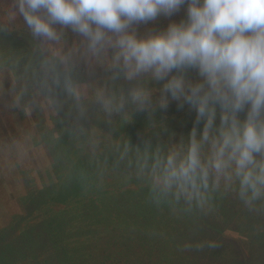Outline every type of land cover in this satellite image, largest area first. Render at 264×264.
Instances as JSON below:
<instances>
[{
	"label": "rangeland",
	"instance_id": "1",
	"mask_svg": "<svg viewBox=\"0 0 264 264\" xmlns=\"http://www.w3.org/2000/svg\"><path fill=\"white\" fill-rule=\"evenodd\" d=\"M181 13L184 7L170 18L136 26L137 32L163 30L169 22H179ZM66 54L72 55L76 78L86 85L90 101L106 79L103 66L83 55L82 38L69 32L57 43L41 41L31 35L13 0H0V248L4 243L10 248L9 239L22 238L26 231L35 234L45 220L52 218L55 224L65 219L60 221L64 236L57 230L53 234V247L63 242L53 255H65L67 247L74 256L76 241L93 242L95 227L104 221L121 226L124 236L132 233L130 227H144L142 243L133 241L134 250L126 255L130 264L137 263L138 249L143 264H168L170 258L173 264H264L262 198L248 206L235 185L223 183L201 201L160 197L139 172L146 140L153 152L186 142L194 121L188 106L172 102L156 112V120L144 112L109 120L95 105L82 114L48 63ZM69 175L78 181L90 178L92 185L71 186ZM255 209L263 215L242 213ZM18 245L24 257H12L18 253L12 251L3 264H39L38 256L45 259L52 252L25 239ZM56 263L60 261L54 259Z\"/></svg>",
	"mask_w": 264,
	"mask_h": 264
},
{
	"label": "clouds",
	"instance_id": "2",
	"mask_svg": "<svg viewBox=\"0 0 264 264\" xmlns=\"http://www.w3.org/2000/svg\"><path fill=\"white\" fill-rule=\"evenodd\" d=\"M13 2L33 37L57 43L71 32L103 66L106 83L89 101L71 54L48 61L82 114L95 105L109 120L155 119L172 102L194 113L186 142L166 152L144 142L139 172L157 196L201 201L223 183L248 206L264 198V0ZM182 7L184 19L138 34L136 26Z\"/></svg>",
	"mask_w": 264,
	"mask_h": 264
},
{
	"label": "trees",
	"instance_id": "3",
	"mask_svg": "<svg viewBox=\"0 0 264 264\" xmlns=\"http://www.w3.org/2000/svg\"><path fill=\"white\" fill-rule=\"evenodd\" d=\"M184 14L185 13H181L179 16V18L184 19ZM189 75H195L194 72H190ZM71 174V173H69ZM72 175V174H71ZM70 176V175H69ZM71 177V176H70ZM76 178L71 177L70 180V185L73 186L75 185L78 189L80 188H86L88 187V185H91V179H83L80 178L79 181L77 180V175L75 176ZM61 180V179H60ZM93 182L98 183V180H94ZM86 185V187H85ZM128 194V193H127ZM154 197L151 198V200ZM150 199V198H149ZM263 200V204H264V198H262ZM83 205V203H80ZM79 204V205H80ZM258 206V205H257ZM264 206V205H263ZM127 208V206L125 207ZM120 211L122 212V209H117V214L120 213ZM264 211V210H263ZM127 213L129 214V212L127 211ZM245 214H248L251 218L256 217L259 218L260 216H262L263 214L261 213V215L259 216L256 213V209L254 212H242ZM235 215H240L241 213H234ZM106 215V214H105ZM64 218H68V216H65ZM61 220H65V219H60L59 223H55L53 224V219H48L47 221H43L41 227L38 228V232H36L34 234L35 231L31 230V231H26V233L24 232L25 236L22 238H17V239H9L10 242L9 246L10 248L7 246L8 244H2L1 248H0V253L4 254V258L1 256V262L0 264H3V262L6 263V260L9 261V254L13 252H18V253H12L13 256H22L20 254V252H24L20 246L18 244H20V241L25 240H29L31 242V244L40 247L41 249H43V252H46L47 249H51L52 252L49 254V257L47 258H42L41 256H38L40 259V263L39 264H53L54 263V259H56V261H60L59 264H130L129 260L126 258V255L128 253H130V250H134L133 247V241H136V243L138 245H140L143 241V239L145 238V231H144V227L143 228H136V229H130L132 231V233H128L127 236H124L123 233L121 232V229L119 226L116 227H111V224H105L104 221H100L99 225L95 227L94 229V241H88V239H86V241L88 242H78L76 241L78 244V246H73L72 248L76 250V252H74V256H71L72 251L69 250L67 247H65V250L63 251V253L65 255L61 256L60 254L58 255H53V249H56L61 243L63 242H59L60 244L57 246L53 247V234L58 231H60L61 236H64V234L62 232H64L63 227L60 223ZM72 220V219H70ZM75 221V220H72ZM255 222V221H254ZM73 223V222H71ZM106 225V226H105ZM59 228V229H58ZM75 230H78L75 228ZM114 233V234H113ZM83 234V233H82ZM113 234V235H112ZM37 236L39 238H37ZM72 236V232L70 234V236L67 238H71ZM66 238V239H67ZM20 239V240H18ZM46 239V240H44ZM134 239V240H133ZM45 242V243H44ZM44 243L45 246H41ZM66 245V244H65ZM29 249V248H28ZM27 249V250H28ZM117 250V255L115 253V250ZM124 249V253L122 252ZM26 250V251H27ZM114 251V253H112ZM137 263L136 264H143L141 262V258H140V250H137ZM162 256V255H161ZM24 256H22L23 258ZM28 257V256H27ZM58 257H62V260ZM4 259V261H3ZM164 259V257H163ZM173 259H169V263L168 264H173ZM22 264H27L26 261H24ZM57 264V263H56ZM147 264V263H145ZM153 264V261H152ZM184 264H190L188 261H186Z\"/></svg>",
	"mask_w": 264,
	"mask_h": 264
}]
</instances>
